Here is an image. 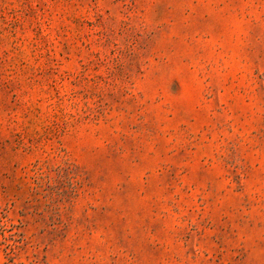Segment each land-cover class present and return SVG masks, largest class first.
<instances>
[{
    "label": "rangeland",
    "instance_id": "rangeland-1",
    "mask_svg": "<svg viewBox=\"0 0 264 264\" xmlns=\"http://www.w3.org/2000/svg\"><path fill=\"white\" fill-rule=\"evenodd\" d=\"M0 264H264V0H0Z\"/></svg>",
    "mask_w": 264,
    "mask_h": 264
}]
</instances>
